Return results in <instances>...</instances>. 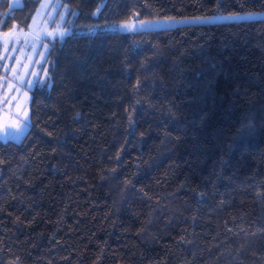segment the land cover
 I'll use <instances>...</instances> for the list:
<instances>
[{
  "label": "trees",
  "instance_id": "obj_1",
  "mask_svg": "<svg viewBox=\"0 0 264 264\" xmlns=\"http://www.w3.org/2000/svg\"><path fill=\"white\" fill-rule=\"evenodd\" d=\"M56 1L67 26L264 12ZM40 2L0 0V32ZM47 44L28 130L0 140V264H264V18Z\"/></svg>",
  "mask_w": 264,
  "mask_h": 264
},
{
  "label": "rangeland",
  "instance_id": "obj_2",
  "mask_svg": "<svg viewBox=\"0 0 264 264\" xmlns=\"http://www.w3.org/2000/svg\"><path fill=\"white\" fill-rule=\"evenodd\" d=\"M98 11V10H97ZM67 10L56 0H41L29 26L0 32V140L19 142L29 127L30 92L48 77L46 63L47 42L65 35H92L95 33H132L153 29L174 28L182 25L206 24L264 18L262 13H234L189 18H161L126 22L107 21L84 26H67ZM239 17V19H225ZM145 22H153L141 27ZM65 35L62 37L60 33ZM17 125L22 130L17 129Z\"/></svg>",
  "mask_w": 264,
  "mask_h": 264
},
{
  "label": "water",
  "instance_id": "obj_3",
  "mask_svg": "<svg viewBox=\"0 0 264 264\" xmlns=\"http://www.w3.org/2000/svg\"><path fill=\"white\" fill-rule=\"evenodd\" d=\"M9 8L8 11L14 9H20L23 7V0H8Z\"/></svg>",
  "mask_w": 264,
  "mask_h": 264
},
{
  "label": "snow or ice",
  "instance_id": "obj_4",
  "mask_svg": "<svg viewBox=\"0 0 264 264\" xmlns=\"http://www.w3.org/2000/svg\"><path fill=\"white\" fill-rule=\"evenodd\" d=\"M225 19H229V20H231V19H239V17H227V18H225ZM152 23H153V22H145L144 24L141 25V27H147L148 25H150V24H152ZM63 35H65V33L61 32V33H60V36L62 37ZM17 129H18V130H22V129L19 127V125H17Z\"/></svg>",
  "mask_w": 264,
  "mask_h": 264
}]
</instances>
